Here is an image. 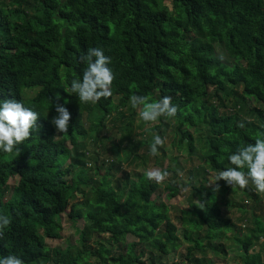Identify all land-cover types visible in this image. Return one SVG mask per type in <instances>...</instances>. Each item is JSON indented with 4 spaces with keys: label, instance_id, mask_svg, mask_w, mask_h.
Instances as JSON below:
<instances>
[{
    "label": "trees",
    "instance_id": "1",
    "mask_svg": "<svg viewBox=\"0 0 264 264\" xmlns=\"http://www.w3.org/2000/svg\"><path fill=\"white\" fill-rule=\"evenodd\" d=\"M97 47L111 58L112 95L81 103L70 85L82 79L80 55ZM132 95L173 98L177 115L160 120L176 124L178 150L194 155L195 134L202 135L209 173L199 184H186L191 196L181 218L188 244L183 262L216 264L234 249L239 264H264L256 249L264 224L256 217V231L230 236L237 228L220 201L232 186L223 180L205 185L211 173L234 167L228 157L239 147L264 139V0H0V100L15 98L39 115L19 154L0 151V214L11 221L0 257L15 255L24 264H162L181 248L170 207L153 198L162 183L140 172L114 184L141 146L132 143L124 158L119 154L133 131ZM57 103L71 115L65 134L51 123ZM115 114L126 123L112 138L105 130ZM162 124L152 131L160 135ZM108 141L116 161L107 164L87 146L107 150ZM166 171L172 200L184 183L175 168ZM242 191L252 209L230 206L255 210L260 193L251 182ZM63 215L84 223L76 245L50 247L48 239L61 238ZM104 235L107 245L96 240ZM129 237L135 241L128 243Z\"/></svg>",
    "mask_w": 264,
    "mask_h": 264
},
{
    "label": "rangeland",
    "instance_id": "2",
    "mask_svg": "<svg viewBox=\"0 0 264 264\" xmlns=\"http://www.w3.org/2000/svg\"><path fill=\"white\" fill-rule=\"evenodd\" d=\"M170 7L171 5L168 4ZM221 53V52H220ZM31 93L28 94V97L31 96ZM135 113L133 116V124L132 128L133 131L128 140L121 146V150L119 152L120 156L124 158V150L129 148L132 143L135 145L141 146L139 148L133 149L132 155L128 161H125L122 164V172L117 175V178L114 180V184L121 183L123 176L126 174H134L140 172H146L148 169L159 168L161 170H166L168 168H175L177 171V176L180 180L184 183H180L182 185L181 192L177 197L172 200L167 198L168 192L165 190V182L170 179L172 174L162 182L163 188L159 190L153 198L157 200L159 203H167L170 207V216L172 221L178 227V235L180 237V242L182 246L176 252H172L169 256L163 259L162 264H186L183 262V256L186 255V248L188 244L183 239L182 234V211L190 210V203L189 198L191 196V189L186 185L189 184L191 180L195 181L196 184H199L204 178L205 173H209V166L206 164L204 159V150L202 148V135L196 133V141L195 145L197 147V151L194 155L190 156L185 149L178 150V141L179 136L176 135V124L173 122L172 119H165L164 124L161 123V120L158 119L155 122H144L138 118L139 109H135ZM119 116V115H118ZM117 114H115L111 119L107 121V126L105 130V134L108 137H112L115 133L120 135L122 131V126L126 123V119L117 120ZM85 117V116H84ZM162 124V132L160 136L162 138H166V142L162 147L158 148V154L153 156L150 152V146L153 142L154 136L157 135L152 130L157 127L158 125ZM85 125L88 126V123L85 120ZM132 128H129L130 130ZM107 146L106 148H102V145H89L87 146V150L91 153H95L99 161H106L107 164L112 161H116V156L113 154L111 150L112 144L108 141L105 143ZM142 158V162L137 164V162L133 163V159L135 157ZM179 157L178 162H174V158ZM193 171L190 173L189 171ZM217 173H211L210 181L208 183L205 182L209 188L213 187V184L216 181ZM18 182V179L14 178L11 179L9 182L10 186H13ZM212 184V185H210ZM259 203L258 206L253 211L245 212L244 209L238 207H231L230 205H249L250 209H252V201L250 199L244 198V194L241 188L238 186L231 187V190L226 194L223 201H220V206L222 209V214L225 217L230 218L233 223L235 224L237 230L234 233L231 232L230 236L234 235H246L249 234L251 231H256V217L260 219L262 224H264V194L260 193L259 196ZM80 201V199L78 200ZM62 225L63 230L61 233V238L57 240H47V245L50 247H55L59 249H65L69 245H76V241L78 239L77 229L83 227L84 223L82 220L78 221L76 224H73L67 215L62 216ZM96 240L102 242L104 245L108 244V238L106 235L103 237L97 238ZM135 241V238L129 237L127 242L130 243ZM228 246L232 245L229 241L227 243ZM257 250H262L263 257H264V237L261 238L259 245L256 247ZM234 250V249H233ZM229 249L228 256L225 258L220 257L214 259L216 264H239L240 259L238 258V252L235 250L233 251ZM207 257L212 259L214 254L212 252L207 253Z\"/></svg>",
    "mask_w": 264,
    "mask_h": 264
},
{
    "label": "clouds",
    "instance_id": "3",
    "mask_svg": "<svg viewBox=\"0 0 264 264\" xmlns=\"http://www.w3.org/2000/svg\"><path fill=\"white\" fill-rule=\"evenodd\" d=\"M219 58L224 59L222 55ZM79 61L86 67L82 79L72 80L71 92L78 96L81 103H97L101 98H109L112 95V84L115 79L114 72L108 66L111 58L104 54L102 48L97 47L88 48L86 53L80 55ZM59 99L57 94L56 100ZM172 100L171 96H163L155 101L150 100L146 95L130 97L131 106L139 109L138 118L144 122H155L162 117H175L179 106ZM64 103L67 104L68 101ZM56 112L57 115L53 117L51 123L58 133H68L70 112L59 103L56 104ZM38 117V113L25 107L15 98L0 100V151L8 154L15 151L19 154V145L30 139L32 130L36 129ZM238 127L243 128L244 124L240 122ZM165 142L166 138L155 135L150 146L151 154L157 155L158 148ZM228 159L234 167L219 171L216 181L223 180L228 185L238 186L241 189L246 188L251 182L258 193H264V139L257 138L254 144L239 147ZM145 176L159 184L165 181L169 173L166 170L153 168L146 170ZM213 190L218 191V186ZM197 203L201 205V209L204 208V202L197 200ZM10 223L8 215L0 214V239L4 237L5 229ZM0 264H24V261L15 255H8L0 257Z\"/></svg>",
    "mask_w": 264,
    "mask_h": 264
}]
</instances>
